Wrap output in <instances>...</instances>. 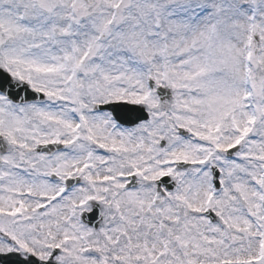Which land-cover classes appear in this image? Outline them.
Instances as JSON below:
<instances>
[{
  "label": "snow or ice",
  "instance_id": "1",
  "mask_svg": "<svg viewBox=\"0 0 264 264\" xmlns=\"http://www.w3.org/2000/svg\"><path fill=\"white\" fill-rule=\"evenodd\" d=\"M0 264H264V0H0Z\"/></svg>",
  "mask_w": 264,
  "mask_h": 264
}]
</instances>
